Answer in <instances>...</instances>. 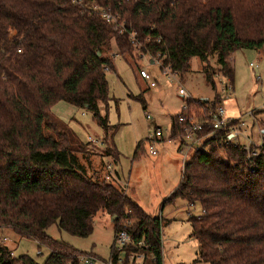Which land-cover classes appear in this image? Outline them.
<instances>
[{"label": "trees", "instance_id": "obj_1", "mask_svg": "<svg viewBox=\"0 0 264 264\" xmlns=\"http://www.w3.org/2000/svg\"><path fill=\"white\" fill-rule=\"evenodd\" d=\"M102 9L116 22L106 23ZM130 31L141 51L166 55L179 75L199 58L216 89V70L233 81L235 51H264V0H0V227L49 250L38 263L27 254L11 257L0 244V264H80L78 256L87 253L46 229L56 224L88 237L99 214L110 217L114 233L144 239L145 251L162 263V219L100 173L89 175L86 166L96 152L119 158L116 128L99 102L108 98L106 70L114 68V56L135 50ZM137 98L145 109L143 96ZM214 98H193L189 105L208 114L221 101L218 93ZM60 101L91 113L103 132V150L90 149L51 113ZM181 134L175 116L170 137ZM206 144L183 162L173 193L201 206L202 214L190 218L197 255L207 264H264V140L249 159L227 129ZM119 253L112 245L110 255Z\"/></svg>", "mask_w": 264, "mask_h": 264}, {"label": "rangeland", "instance_id": "obj_2", "mask_svg": "<svg viewBox=\"0 0 264 264\" xmlns=\"http://www.w3.org/2000/svg\"><path fill=\"white\" fill-rule=\"evenodd\" d=\"M111 51L118 52L114 42ZM146 53L136 47L130 56H114V68L106 70L108 98L100 101L99 107L100 113L106 115L109 124L116 128L113 142L119 158L96 152L90 156L87 170L89 175L100 173L103 177L110 174L106 168V164L110 163L111 170L118 175L115 173V177L106 181L124 190L146 213L162 219V264H207L198 257L196 240L191 236L190 218L202 214L201 206L179 194L173 195L180 183L183 156L177 149L178 137H170V126L185 102L177 91L178 84L194 99L207 98L208 102H212L217 93L223 92L225 82L217 76L216 89H213L207 83L203 64L197 57L191 59L187 72L178 74L172 81L155 65L146 63L141 56ZM251 63L258 68L253 69ZM210 64L216 68V59L211 58ZM231 64L234 68L233 91L222 104L229 118H238L244 123L238 140L245 142L248 138L259 145L262 139L260 131L264 129V51L237 50L231 57ZM140 69L151 74L156 80L155 87H149V83L139 76ZM138 96H143L145 109ZM191 109L198 113L202 108L193 104ZM51 113L68 125L82 143H89L90 149L100 147L98 151L103 150L102 146L90 141L91 138L104 140L100 126L90 112L60 101L51 107ZM158 128L162 130L163 139L153 143L157 154L152 155L148 150V139ZM138 143L141 147L135 155ZM192 153L193 148H190L187 158ZM124 223L130 225L129 222ZM93 226V232L88 237L68 234L59 230L56 224L49 226L46 232L54 239L95 256L93 264H102L110 257L114 231L107 214H99ZM3 237L9 239L5 246L12 249L16 256L27 254L38 263H43L49 253L45 246L18 236L10 228L0 227V242ZM140 253L145 255L144 264H156L149 252ZM124 256V253L120 254L122 259ZM124 263L120 261L116 264Z\"/></svg>", "mask_w": 264, "mask_h": 264}, {"label": "built area", "instance_id": "obj_3", "mask_svg": "<svg viewBox=\"0 0 264 264\" xmlns=\"http://www.w3.org/2000/svg\"><path fill=\"white\" fill-rule=\"evenodd\" d=\"M100 16L108 24L116 22L115 17L107 10L102 9L100 11ZM120 32H124L122 28ZM128 36L134 47H137L138 50L141 51V44L137 40L136 32L130 31ZM145 53L146 54H142L141 56L146 61V63H148V65H155L158 70L170 80L173 81L175 79L178 73L172 69L170 63L165 62L166 55L160 53L153 55L148 51H145ZM250 66L253 69L258 68V66L253 63H251ZM139 76L149 83V87L156 86V80L145 69L139 70ZM217 76H221L225 82L223 86V92L218 93L221 101L216 105L215 109L212 111L210 110L208 114H204L205 112L203 109H199L198 113L195 110L192 111L189 101H191L193 97H191L190 93H187V91L180 84H178L177 91L185 99L181 111L176 114L177 123L182 129V134L180 137H178L179 145L177 149L180 151V153H182L183 162L188 159V150L190 148H193V152L196 150H200L202 152L206 151L208 149L206 140L210 138L215 132L223 129L228 130L229 139H232L233 142L241 145L242 149L247 153L248 159L257 155V148L263 143L262 142L260 145H255L253 141L248 138L245 139V142H240L238 140L239 136L242 134L240 127L244 123L239 121L238 118H229L226 115L225 107L222 104L223 100L230 97L233 91V86L231 81L227 77L223 76L218 70H216L213 75L214 84H216L215 78ZM146 117L149 118L147 113ZM207 129H210V131H206ZM162 135V130L158 128L155 130L154 136L148 139V143L150 144L148 150L152 155L157 154V150L153 143L156 141H161L163 139ZM224 140L225 139H223V141ZM90 141L98 144L99 146H103V143L99 140H93L91 138ZM184 148H187L186 151H183ZM106 168L110 171V174L104 175L103 178L108 180L110 177H115V171L111 170L112 167L110 163L106 164ZM8 241V238L3 237L1 238L0 244L5 246ZM113 246L120 253L116 258L110 255L108 260L102 261V264H116L120 261L123 263L126 261L128 264H144L145 255L140 253V251H145L148 248V245H146L144 239L134 241L131 239L130 234L126 230H119L114 233ZM121 253H124V259L120 257ZM9 255L11 257H16L12 249H9ZM78 258L80 264H93L95 260V256L91 254H81L78 256ZM152 258L155 260V257Z\"/></svg>", "mask_w": 264, "mask_h": 264}, {"label": "crops", "instance_id": "obj_4", "mask_svg": "<svg viewBox=\"0 0 264 264\" xmlns=\"http://www.w3.org/2000/svg\"><path fill=\"white\" fill-rule=\"evenodd\" d=\"M260 132H261V135H262V139H261V143H262V142H263V138H264V129L261 130ZM261 143H260V144H261ZM260 144H259V145H260ZM117 175H118V174H117ZM137 204H138V203H137ZM153 216H154V215H153Z\"/></svg>", "mask_w": 264, "mask_h": 264}, {"label": "water", "instance_id": "obj_5", "mask_svg": "<svg viewBox=\"0 0 264 264\" xmlns=\"http://www.w3.org/2000/svg\"><path fill=\"white\" fill-rule=\"evenodd\" d=\"M203 100H204V101H206V100H207V98H204Z\"/></svg>", "mask_w": 264, "mask_h": 264}]
</instances>
